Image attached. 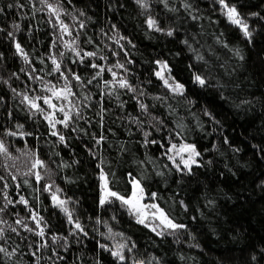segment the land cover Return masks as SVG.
Returning a JSON list of instances; mask_svg holds the SVG:
<instances>
[{
    "label": "rangeland",
    "instance_id": "obj_1",
    "mask_svg": "<svg viewBox=\"0 0 264 264\" xmlns=\"http://www.w3.org/2000/svg\"><path fill=\"white\" fill-rule=\"evenodd\" d=\"M167 1L177 9H185L184 0ZM82 2L85 6L82 35H73V32L69 30L71 35L64 34L62 38L58 25L53 27L55 18L48 14L47 9L39 3V0H18L15 3L17 8L15 12L10 11V7L0 2V8L4 9L0 13V29H3L0 45L5 50L14 51L15 57L24 66L23 70L28 72L29 79L26 89L22 90V95H20L21 92L19 93L21 99L12 95L8 98L7 104L14 117L11 120L10 125L13 127L10 132L19 133L21 127H35L40 133L37 143L32 138L29 139V142L35 144L32 145V149L29 143L19 141L28 137L25 134L7 135L9 131L0 132V141L4 143L9 154H0V177H3V180H0V207L7 204L3 190L13 201L12 204H7L3 212H0V226L1 229L6 226L3 222L6 218L5 223L12 222L16 229L15 232L11 230L12 233L10 232V236H7L5 244L9 252L15 250V254L5 264H97V261L99 264H120L110 251L99 247L100 243L112 251L117 250V245L126 244L127 247L122 250L126 257L123 264H133L134 260L139 261L137 257L148 261L144 264H149V262L151 264H157V262L159 264H190L188 261H193L192 256L189 255L191 253L186 252L187 247L182 248L181 244L168 241L166 237L168 234L158 236L150 230L155 226L154 224H150L147 228L142 224H137L135 216L130 215L127 206L119 201L103 206L114 213L110 214L109 221L102 230L95 229L90 234L84 235L76 230L73 224L68 223L67 216L59 208L53 206L51 195L56 193L58 188L60 191L56 194L60 199L68 202L66 206L69 211L72 205L76 204L75 207H79L83 203V200L78 202L81 197L88 198L90 202L93 201L98 213L102 195V182L99 174L101 171L112 174V162L117 150L115 143L120 140L124 146H127V156L130 154L132 158L126 169V183L129 188L127 197L132 195L133 186L130 181L135 178L141 182L144 189L143 203L158 204L175 223L183 225L187 221L186 213L189 208L187 200L190 198L203 199L200 197L202 189L194 184L191 178L196 179L198 166H204L212 161L218 138L208 134L205 121L196 116L197 108L194 107L193 102L191 105L184 102L182 96L171 93L154 75L158 67L156 61L167 62L171 68V76L182 84L186 91L187 88L191 92H194V89L196 92L200 91L198 89H206L209 95L213 89H216V86H219L222 90V101L229 103H232L231 99L245 100L243 99L244 92L233 85L236 84L235 81L243 79V73L250 71V67L231 53L224 52L221 61L203 60L201 66H194L191 69L177 56L174 58L163 56L164 42L159 36L160 33L149 29L145 22L141 25L126 9L106 13L100 5V0H82ZM187 2L192 5L189 11H193L196 16L200 14L199 7L203 6L200 19L202 27L205 19L217 22L216 20L221 19L222 16L226 18L221 6L215 0H187ZM226 2L230 6H235L241 15L245 14L248 17L255 10H259L258 8L264 9V0H226ZM158 7L159 10L164 8L162 5ZM259 11L264 17V11ZM106 15L111 24L108 28L99 30L100 18L104 16L106 18ZM252 18L255 20L254 16ZM155 19L158 18L155 16ZM50 20L52 23L49 22ZM15 25H19V30L14 27ZM75 31H78V27ZM250 31L253 34V31ZM9 32L13 33L15 40L8 36ZM152 32L155 34H151ZM177 32L176 34L183 38L182 28ZM196 37H198L197 40L204 39V35L201 34ZM253 37L252 35L251 40ZM244 39L249 41L247 38ZM73 41H75L73 47L81 53V57L86 51L96 52L97 55L84 57L81 61V57H77L64 46L65 42L72 43ZM257 41L264 47L263 35ZM16 42H19L28 53L30 63H25L16 54L14 46ZM53 42H55V47H52ZM145 48L160 52L161 56L152 60ZM60 52L64 55L60 56ZM52 55L56 56L61 64V71L68 77L67 83L60 72L51 71L54 67L50 60ZM41 60L43 63L40 62ZM93 63L105 69L95 79L93 77L99 69L90 67ZM117 63L123 64L124 68L115 67ZM63 66L68 70L74 69L70 72V76L64 71ZM33 68L37 71L33 72ZM107 68H112V71L117 74L116 83H112L113 77ZM50 72L52 73L48 76ZM73 73L81 75L88 83L85 87L78 88L81 92L83 90L82 95H79L71 84ZM194 74L201 75L206 80L205 86L201 87L193 83ZM106 76L109 77V82L116 86L106 85ZM121 78L126 79L136 91L129 92L127 89L119 88L118 81ZM65 87H70L74 93L68 98L71 103L63 99H55L52 92L46 90L55 88L59 91ZM262 92L261 89H257L255 96L264 106ZM25 94L30 100H35L44 112L31 109L28 103L23 101ZM44 97L51 98L52 103L57 104L58 107H64L65 111L71 113L67 128L61 124L56 125V130L65 137L63 143L57 136L51 135L53 129L49 127L44 117L53 110L44 104L42 99ZM141 103L147 106L146 110H141ZM83 104V107L87 109L84 114L87 117L85 121H78L77 112L79 113ZM90 107H98L97 114L91 113ZM235 108L239 109V107ZM54 115L57 119H63L59 111H56ZM236 115L241 116L239 113ZM201 122L204 123L203 126L200 125ZM6 127L9 128V126ZM172 127L175 131L172 138L168 139L166 132ZM145 132L150 133L147 137L149 141L155 140L157 143L145 145ZM101 136L105 139L100 144H96V139ZM40 142L43 148L45 146L50 151L51 164L50 160L49 163L45 162L46 156L43 155L45 149L38 147ZM173 144L176 145V149H172ZM184 144L195 145L201 154L195 158L197 164L191 165V172L184 168L181 161V155L187 159L188 153L177 155L180 146ZM220 149L225 150L226 147ZM14 154L17 155L16 159L12 156ZM223 156L228 158L227 155ZM2 159L4 165H2ZM36 159L43 161L44 167L33 168L32 165ZM99 163L103 165L98 167ZM49 165L54 168L52 180L45 178L47 172L52 171ZM88 165L95 168L99 181L96 180L97 177H88L90 169ZM177 165H179V170ZM22 171L29 174L25 175ZM36 172H39L41 176L38 182L34 175ZM13 176L16 177L15 180ZM235 179L233 176L224 175L221 180L219 178L215 181L214 188L227 197L233 196L230 193L237 188L235 182L237 179ZM24 181L28 183L25 184ZM180 184H185L182 193L177 188L181 186ZM48 185H51V189L45 191ZM153 193H155L154 199L151 198ZM21 195L28 201L27 207L18 203ZM240 207H243V204ZM121 208L126 212H122ZM33 212L43 217L41 224L45 228L43 238L35 234L39 229L31 219ZM14 217H17L16 220L21 218L22 223L15 224ZM247 217V221L255 223L252 222V217L248 215ZM72 218L74 222L77 221L75 217L72 216ZM259 221L264 224V217ZM155 223L158 224V221ZM25 225L33 231H26ZM161 230L157 228V231ZM98 231L103 232L100 239ZM3 232H6L5 228ZM40 245L45 246L40 247ZM128 248H131V252Z\"/></svg>",
    "mask_w": 264,
    "mask_h": 264
},
{
    "label": "trees",
    "instance_id": "obj_2",
    "mask_svg": "<svg viewBox=\"0 0 264 264\" xmlns=\"http://www.w3.org/2000/svg\"><path fill=\"white\" fill-rule=\"evenodd\" d=\"M16 1L18 0H13L12 2L0 0L2 5L6 7L12 5L10 7V11L12 12L17 10ZM155 1L146 0L148 7L145 9L140 8L135 3V0H100V5L102 9L106 10V13L115 12L118 9H126L141 25L144 22L146 23L148 18L155 19L156 16L158 19L155 20L159 22L158 25L165 30L164 32H158L164 42L163 56L168 58L177 56L191 69L194 66H201L203 60L221 61L224 57V52L231 53L240 59L235 55V50L237 49L243 56L241 61L250 67V71L247 70L243 73V79L235 81L236 84L233 85V87L240 88L244 92V101H240L241 99H231L232 103L222 101V90L216 85V89H213L209 95L206 89H198L200 91L197 92L194 89V92H191L188 88L187 91L184 89L183 95L176 94L177 96H182V100L189 105L193 102L194 107L197 108H195L197 111L196 116L205 121L208 134L216 136L218 144L214 150L212 161H209L204 166H198L196 179L195 177L191 178L193 179L191 181H194V184L200 186L202 189L200 197H203V199L200 198L198 200L195 198L194 200L190 198L187 200L189 208L186 213L187 221L183 224L185 228L174 234H168L166 237L168 241L181 244L182 248H188L186 252L191 253L189 255L192 256L191 260L193 261H188L190 264H264V224L259 221L264 217V106L260 104V100L255 96L257 89H261L263 91L262 94H264V47L257 41L260 36H264V17L259 11H264V9L258 8L259 10H255L250 17L240 14L244 21L248 23L249 29L253 31L252 35L254 37L249 42L244 39L245 37L240 29L230 24L223 16L221 19L216 20L217 22H213L211 19L203 20L202 27L200 19L203 6L199 7L200 14L196 16L189 9L175 8L169 1H167V7H165L162 0ZM55 2L60 3L61 7L67 10L68 14L61 15L60 18L69 25V30L73 32V35H82V28L79 26L84 21V17L80 15V12H84L85 10L82 0H71V3L68 0H55ZM160 5L164 7L161 10L158 7ZM253 16L255 20L251 19ZM193 17H196V19H193ZM100 21L99 30L108 28L111 24L108 15H106V18L105 16L101 17ZM77 27L78 31L76 32L75 29ZM172 28L175 30H172ZM181 28L183 38L177 35V31H180ZM168 30L173 31V36L170 37L165 34ZM151 34L155 33L152 32ZM198 34L204 35V39L197 40L198 37L196 36ZM1 36L2 32L0 31ZM184 41H187V43H184ZM145 49L152 60H156L161 56L160 52L148 48ZM197 57H202L203 59H197ZM23 68L22 62L17 60L14 51L5 50L0 45L1 133L3 131H11L13 127L10 124H12L11 120L14 117L7 104L8 98L12 95L17 99H21L19 93L21 92L20 95H22V90L26 89L29 81L28 72L23 70ZM63 69L70 76V72L65 66H63ZM71 71H74V69ZM79 77L81 78L80 81L71 78V84L75 91L79 95H82L83 90L81 92L78 88L80 86L85 87L88 83L86 80L84 81L81 75ZM106 77L105 81L109 82V77ZM174 81L177 82L176 80ZM172 82L170 80V83ZM193 83H196L194 78ZM108 84L111 85L112 83L109 82ZM136 104L138 103L136 102ZM83 106L84 104L79 109L78 121H85L87 117V115H84L87 109ZM235 107H239V109ZM90 108L89 111L91 113L97 114L96 109L98 107ZM236 113H239L241 116L238 117ZM202 124L204 123L201 122L200 125ZM6 126H9V128ZM27 128L21 127L22 130L20 129L19 133L16 134L28 136L19 141L29 143L33 149L32 145L35 144L29 142V139L32 138L37 143L40 133L35 127ZM174 131L175 128H169L166 132V138H172ZM115 144L117 150L112 162V174L114 176H109V187L113 191L127 197L129 195V188L126 183V169L128 162L132 158L130 154L127 156V146H124L122 141H116ZM38 147L45 149L43 155L46 156L47 160L46 158L44 160L48 163L50 160L51 164L52 157L50 151L45 146L43 148L41 142ZM224 147H226L225 150L220 149ZM34 152H37V150H34ZM223 155H227L228 158ZM12 156L15 159L17 158L16 154ZM99 164L100 167L103 165L102 163ZM2 165H4L3 159ZM49 167L50 171L47 172L45 178L52 180L54 168L52 165H49ZM88 168H90L88 170V177H97L96 180L99 181L95 168L89 165ZM24 171L22 173L25 174L26 172ZM224 175L233 176L237 179H235L237 188L230 193L233 196L227 197L220 190L214 188L215 181L219 178L221 180V177ZM184 185L177 186L180 193L183 192ZM2 193L4 195L6 192L3 190ZM77 199L75 200L77 201ZM82 200L83 203H80L79 207H75L76 204H74L70 211L72 216L82 225L84 229L82 233H87L88 235L95 229L102 230L104 225L109 221L110 214H113L114 211H109L99 204L100 211L97 213L93 201L90 202V199L81 197L78 202ZM241 204H243V207H240ZM250 206L252 208H249ZM246 207L249 209L247 210ZM121 209L122 212H126L123 208ZM247 215L252 217V222L255 223H251L250 220L247 221ZM16 219L17 217H14V221ZM18 219L22 221L21 218ZM5 220L3 222L6 226L2 228L3 230L5 228L6 232H4V239L0 240V246L3 247H6L7 236H10L11 229L15 228L12 222L7 220L8 223H5ZM16 221L14 222L15 224ZM102 234L103 232L98 234L99 239ZM9 258L0 254V264H5L9 261ZM137 258L139 261H147L142 257Z\"/></svg>",
    "mask_w": 264,
    "mask_h": 264
},
{
    "label": "snow or ice",
    "instance_id": "obj_3",
    "mask_svg": "<svg viewBox=\"0 0 264 264\" xmlns=\"http://www.w3.org/2000/svg\"><path fill=\"white\" fill-rule=\"evenodd\" d=\"M69 3H71V0H68ZM162 2L165 4V7H167V0H162ZM216 3H218L221 6L222 9V13L226 16L228 22L236 27H238L240 29V31L243 33L244 37L247 38L249 40V42H251V36H252V32L249 30V25L246 21H244V19L241 17L240 13L237 11L235 6H230L226 0H215ZM39 3L47 9L48 14L51 17L55 18V24H53V27H56L58 25L59 28V32L61 33V38L62 35L67 34V35H71V32L69 31V25L66 24L60 17L61 15H66L67 10L63 9L61 7V4L58 2H55V0H52V2H50V0H39ZM135 3L142 9H145L148 7L146 0H135ZM185 9H191L192 5L190 3L187 2V0H184V4H183ZM9 7H12V5H9ZM40 10V9H37ZM4 11L3 8H0V13H2ZM80 15L83 16L85 15V13L83 11L80 12ZM253 15H257V14H253ZM75 19V18H74ZM193 19H196V17H193ZM50 23H52V21H49ZM147 26L149 29L155 30L157 32H164L165 30L160 28V26L158 25L157 21L155 19L152 18H148L146 20ZM80 28L84 27V24L81 22L80 23ZM17 30H19V25H15L14 26ZM113 27H115V25H113ZM0 31H3V29H0ZM167 36H173V31L172 30H168L165 33ZM79 35V34H78ZM8 36L10 38H12L13 40H15V37L13 35V33L9 32ZM78 38V37H77ZM121 39H124L123 37H121ZM75 41H73L72 43H67L65 42V47L68 48L71 52H73L77 57H81V53L79 51H77V49L75 47H73ZM118 43V41H117ZM130 43V42H129ZM184 43H187V41H184ZM15 50H16V54H18L24 61L25 63H30L29 60V56L28 53L25 52L24 48L21 46V44L19 42L15 43ZM52 47H55V42H53ZM122 47V46H121ZM60 56H63L64 53L60 52L59 53ZM97 55L96 52H83V56L81 57V61L83 60L84 57H95ZM125 55H127V53H125ZM235 55L238 56L240 59H243V56L240 54V51L237 49L235 50ZM101 59H103V57H100ZM197 59H203L202 57H197ZM51 60V64L54 66L53 69L51 71L54 72H60L61 76L64 77L65 82L67 83L68 81V77L65 75L64 72L61 71V64L57 61L56 56L52 55L50 57ZM41 63H43V60L40 61ZM157 64V70L154 72V75L163 83V86L168 88L169 91L173 92L174 94L177 95H183L184 93V86L178 82H175L173 77L171 76V68L169 67L167 62H163V61H156ZM90 67L92 68H98L99 71L95 74V76L93 77V79H95L96 77L100 76L105 69L102 66H99L97 64H91ZM115 67L117 68H124L123 64L117 63L115 65ZM33 72L37 71L35 68L32 69ZM69 72H71V69L68 70ZM107 71H109L113 77V81L112 83H116L117 82V74L115 72H112L111 68H108ZM31 78V77H30ZM37 79H39V77H36ZM72 78L80 81V77L78 75H75L73 73ZM194 79L195 82L198 83L201 87L205 86L206 84V80L204 78H202L201 75H195L194 74ZM170 80L173 81L172 83H170ZM89 83H91V81H89ZM109 82L105 81V84L107 85ZM118 87L121 89H127L129 92H135L136 89L133 88L129 82L126 79H119L118 81ZM47 91H51L52 92V96L57 99V100H66L69 103H71V101L68 100L69 96L74 95V93H72L71 88L70 87H65L59 91H57L55 88L52 89H46ZM15 91V90H13ZM39 99V98H37ZM44 104H46L50 109L53 110L52 113H49L47 115H45V119L48 121L49 127L51 129H53V131L51 132V135L53 136H57L59 141L61 143H63L65 141V137L63 134H61L60 132H58L56 130V125L57 124H61L63 125L65 128H67L69 126V121L71 120V113L70 111H65L64 107H58L57 104L52 103V99L48 98V97H44L42 98ZM87 99V97H86ZM23 101L28 103V106L31 109H34L37 112H44V109L41 108L39 106V104H37L35 102V100H30L29 97L25 94L23 97ZM146 105L144 104H140V108L141 110H146ZM56 111H59L60 113H62L63 115V119H57L54 115V113ZM79 115V113L77 112V116ZM210 115V114H209ZM75 130V129H74ZM7 135H16V133L14 132H7ZM150 135V133L145 132L144 136H145V141L144 144L147 145L148 143H152L155 144L157 143L155 140L153 141H149L147 139V137ZM105 138L103 136H101L100 138L96 139V144H100L102 140H104ZM227 142V141H226ZM162 146V145H161ZM172 149H176V145L173 144L172 145ZM171 150V149H170ZM181 153H188V157L187 159H185L182 155H181V161L184 165V168L188 170V172H191V165L193 164H197L196 161V157L200 156L201 154L197 151L195 145H188V144H184L182 146H180L177 155H180ZM0 154H8V149L5 147L4 143L2 141H0ZM169 159H172V157H169ZM67 166V165H65ZM100 165H98L99 167ZM33 168H37V167H44V163L43 161L36 159L35 162L32 165ZM177 168L179 170V165H177ZM29 173H25V175H28ZM35 178L37 180V182L41 179V176L39 174V172L34 173ZM109 175H113L114 174H108L105 173L103 171H101L100 174V180L102 182V195L100 198V205L104 206L105 204H111L114 201H119L122 205L127 206L130 215L135 216L136 218V223L137 224H142L144 225V227H149L150 224H154L155 226L151 227V231L155 232L158 236H162L165 234H174L177 231L185 228L184 225L181 224H177L173 221V219H171L169 217V215L164 211V209H162L158 204H145L142 201L144 200V189L141 186V182L139 180H136L135 178H133L130 182L132 183L133 186V192L132 195L130 197H124L121 194H119L116 191H113L110 187V181H109ZM16 177L13 176V180H15ZM0 180H3V177H0ZM25 184L28 183V181H24ZM5 187H7V184H5ZM17 187H19V185H17ZM51 189V185H48L45 187V191H50ZM60 190L57 188L56 189V193H58ZM56 193H52L51 195V199L53 201V206L59 208L66 216H67V221L69 224H73L74 228L76 230H78L79 232H84V229L82 227V225L79 223V221H73L72 218V213L69 211V209L67 208V201L66 200H62L59 198V196ZM151 198H155V193L152 194ZM4 199L7 200V204H12L13 201L11 199L8 198L7 194H4ZM18 203L23 204L27 207L28 205V201L21 195L19 198ZM183 203V202H181ZM7 204H5L3 207H0V212H3L6 208H7ZM29 211L31 212V209H29ZM31 219L35 222L36 224V228L39 229V231L35 232L36 235L40 236V237H44L45 236V228L41 226L42 221H43V217H40L38 215V213L33 212L31 215ZM158 221V224H156L155 222ZM17 224H21L22 221L17 220L16 221ZM161 228V231H157V228ZM13 232L16 231L15 228L11 229ZM25 230L28 232H32L33 229L32 228H28L25 225ZM163 230H168L167 232L163 231ZM109 232H111V229H109ZM74 234V233H73ZM85 235H87V233H84ZM4 239V232L3 229H0V240ZM53 241H55V238H53ZM45 245H40V247H43ZM100 248L102 249H106L108 251H110L111 255L117 259L120 264H123V262L125 261L126 257L123 254V249L127 247L126 244H119L117 245V250L112 251L110 249H107L105 245L100 244L99 245ZM132 247H135V245H132ZM128 251L131 252V248H128ZM0 254H2V256L4 257H11L12 255L15 254V250H13L12 252H9V250L6 247L0 246ZM155 259V258H153ZM253 259H255V257H253ZM97 264H99V261H97ZM133 264H144L143 261H133ZM149 264H151V262H149ZM157 264H159V262H157Z\"/></svg>",
    "mask_w": 264,
    "mask_h": 264
}]
</instances>
